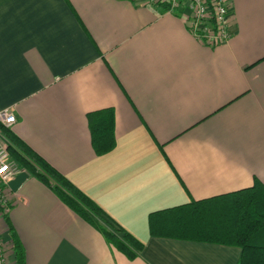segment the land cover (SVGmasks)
<instances>
[{
    "label": "crops",
    "instance_id": "0c3cea01",
    "mask_svg": "<svg viewBox=\"0 0 264 264\" xmlns=\"http://www.w3.org/2000/svg\"><path fill=\"white\" fill-rule=\"evenodd\" d=\"M230 7V39L208 45L161 6L0 0L6 128L143 242L121 253L19 165L0 215L10 264L9 225L24 264H236L235 245L147 229L151 210L264 184V0ZM108 106L115 146L94 154L86 112Z\"/></svg>",
    "mask_w": 264,
    "mask_h": 264
},
{
    "label": "trees",
    "instance_id": "16d2710c",
    "mask_svg": "<svg viewBox=\"0 0 264 264\" xmlns=\"http://www.w3.org/2000/svg\"><path fill=\"white\" fill-rule=\"evenodd\" d=\"M86 117L94 154L107 153L115 146L112 107L87 111ZM0 127L10 141L7 144L8 153L18 166L21 165L31 176L46 184L58 199L101 231L105 240L121 253L128 257L137 256L143 242L135 239L129 231L122 230L88 194L61 171L54 169L16 134L2 125ZM185 202L149 211V234L235 245L240 251L236 264H264V184L258 178L235 191L191 198ZM8 233L15 264H24V249L10 225Z\"/></svg>",
    "mask_w": 264,
    "mask_h": 264
},
{
    "label": "built area",
    "instance_id": "2783aa9c",
    "mask_svg": "<svg viewBox=\"0 0 264 264\" xmlns=\"http://www.w3.org/2000/svg\"><path fill=\"white\" fill-rule=\"evenodd\" d=\"M148 7L163 6L164 11L177 12L189 34L203 44L217 45L230 39L231 0H131ZM16 122L10 108H0V125L9 127ZM7 142L0 135V215L8 213L10 196L7 194V179L18 171L16 160L8 153ZM11 238V237H10ZM11 240V239H10ZM6 242L0 235V264H10L7 259Z\"/></svg>",
    "mask_w": 264,
    "mask_h": 264
},
{
    "label": "snow or ice",
    "instance_id": "6c2138e0",
    "mask_svg": "<svg viewBox=\"0 0 264 264\" xmlns=\"http://www.w3.org/2000/svg\"><path fill=\"white\" fill-rule=\"evenodd\" d=\"M0 171H3L2 169H0Z\"/></svg>",
    "mask_w": 264,
    "mask_h": 264
}]
</instances>
